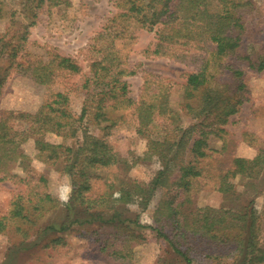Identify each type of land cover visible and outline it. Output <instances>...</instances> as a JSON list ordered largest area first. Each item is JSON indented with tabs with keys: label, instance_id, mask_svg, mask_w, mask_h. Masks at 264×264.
Listing matches in <instances>:
<instances>
[{
	"label": "trees",
	"instance_id": "1",
	"mask_svg": "<svg viewBox=\"0 0 264 264\" xmlns=\"http://www.w3.org/2000/svg\"><path fill=\"white\" fill-rule=\"evenodd\" d=\"M18 3L20 9L11 13L6 28L0 30V92L7 77L18 73L43 87V95L36 112L14 110L0 117V182L15 180L26 187L14 193L8 210L0 213V236L11 244L2 263L12 264L14 253L38 246L48 231L54 235L45 246L58 247L66 244L63 232L76 224L93 223L99 225L92 232L99 237V249L114 258L110 264L118 260L124 264L127 258L132 264L133 250L146 240L141 234L146 227L167 244L168 254L180 264L263 263L255 211L247 208L246 214L236 217L228 209L196 202L203 191L232 193L237 178L251 181L264 170L262 145L256 146L253 158L231 157L224 159L227 163L217 160L220 151L214 147L222 142L226 150L224 125L249 99L242 65L264 71V55L251 54L245 42L252 1L116 0L118 11L87 48V66L73 57L30 49V28L41 8L69 6L70 0ZM17 13L24 18L19 21ZM4 18L0 6V23ZM134 24L155 33L153 54L194 64L180 87L177 109L172 105L177 83L160 74L147 73L139 97L131 95L125 78L137 70L122 55L117 41L130 38ZM71 96L83 98L79 115L72 112ZM186 118L199 122L187 123ZM102 122L112 124L108 129L120 123L135 125L137 134L147 141L135 163L155 159L159 168L153 176L125 179L126 173H117L114 176L121 182L116 185L110 175L98 173L113 167L127 172L132 167L121 162L106 138L90 133L91 125ZM47 135L74 143H52ZM31 140L34 155L23 148ZM34 159L70 173L72 194L67 205L50 191L46 174L32 168ZM18 166L24 176L13 174ZM159 192L153 225H141L138 214L130 216L134 213L129 206L146 211ZM64 208L69 213L61 221L42 226L49 213ZM105 226L112 231L101 233Z\"/></svg>",
	"mask_w": 264,
	"mask_h": 264
},
{
	"label": "rangeland",
	"instance_id": "2",
	"mask_svg": "<svg viewBox=\"0 0 264 264\" xmlns=\"http://www.w3.org/2000/svg\"><path fill=\"white\" fill-rule=\"evenodd\" d=\"M253 9L246 23L245 42L251 54L264 55V0H251ZM0 6L4 12V19L0 23V30L7 26L9 17L13 11L20 9V5L15 0H2ZM118 11L116 0H70V4L56 7L43 6L39 11L37 23L30 28L29 42L30 49L34 53L55 52L63 56L73 57L87 66L89 53L87 48L92 39L97 36L104 27L109 25V19ZM22 20L24 17L19 16ZM27 21V20H25ZM130 38L117 41V47L122 55L128 59L131 67L137 70V74L126 77L131 95L136 99L141 93L144 77L152 72L160 74L174 80L177 85L173 90L172 105L177 109L181 99V85L186 80V75L195 69L192 62L176 61L172 58L155 55L152 53V43L155 40V33L149 32L137 25L130 27ZM228 62V61H225ZM233 66H238V62H230ZM245 81H247V97L238 113L232 115L224 125L228 131V144L222 142L214 144L215 149L220 151L217 160L226 162L231 157L253 158L257 154V145L264 146V71L261 73L249 70L247 66ZM43 95V87L32 80L20 76L18 73H11L1 88L0 92V117L5 112L21 110L34 113L38 110ZM83 98L71 96V109L76 115L81 113ZM119 118L120 115H117ZM187 123H198V120L186 118ZM110 122H102L100 125H91L90 133L106 138L118 153L121 162L126 161L132 166L130 170L122 171L118 168H110L103 172H98L103 177L110 175L116 180V185L121 180L114 175L125 174V179L139 178L149 179L158 170L159 164L155 159L140 160L137 157L143 156L146 150L147 141L136 132L135 125L118 124L115 128L108 129ZM18 127L24 128L21 124ZM49 142L56 144H73L74 140L65 139L61 136L47 135ZM25 152L34 155L35 147L33 141H28L23 146ZM227 163V162H226ZM32 168L41 171L49 178L50 191L56 194L62 205H67L72 194L71 175L62 173L58 167H46L37 160H32ZM13 174L24 176V171L20 166L13 170ZM118 176V177H119ZM124 179V177H122ZM124 179V180H125ZM24 184L15 180L0 182V213L8 210L9 203L14 195L24 190ZM161 198L159 192L153 199L150 207L141 212L136 207L129 206V212L134 213L132 218L138 214L141 225L154 224L155 207ZM199 205L210 206L216 209H228L236 217L246 214V209H252L257 215V224L260 241L264 245V170L257 179L246 180L237 178L235 189L232 193L224 194L220 192L203 191L196 201ZM127 211V212H128ZM68 209L64 208L55 213H49L41 222L46 227L53 221L63 219L68 215ZM131 213H127L129 215ZM126 215V216H127ZM85 219V217H83ZM99 229V225L76 224L70 231L63 232L66 244L58 247H46V242L54 235L48 231L38 246H32L25 250L13 254L10 261L12 264H110L114 258L109 256L108 251L102 252L99 247V237L92 236V232ZM142 235L146 238L142 245L135 248L132 256V264H180L168 254L167 244L158 239L156 233L149 227L141 229ZM102 232H110L111 228L105 226L100 229ZM43 233V232H42ZM41 233V234H42ZM40 234V235H41ZM94 237L96 241L91 240ZM117 243H119L117 241ZM11 244L5 237L0 236V264L7 256V251ZM112 251V250H111ZM123 260H118L120 264ZM129 260L126 259L128 264ZM261 264H264L261 263Z\"/></svg>",
	"mask_w": 264,
	"mask_h": 264
}]
</instances>
